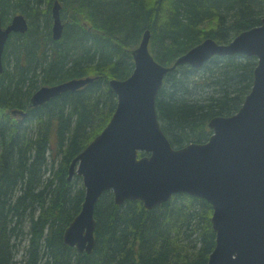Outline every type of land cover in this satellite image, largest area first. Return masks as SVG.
I'll list each match as a JSON object with an SVG mask.
<instances>
[{"label":"trees","instance_id":"obj_1","mask_svg":"<svg viewBox=\"0 0 264 264\" xmlns=\"http://www.w3.org/2000/svg\"><path fill=\"white\" fill-rule=\"evenodd\" d=\"M61 3L63 36L53 41L51 0H0L3 19L19 11L29 22L26 33L8 37L0 73V264H19L15 258L26 239L22 264H206L215 245L212 207L186 193L146 209L139 200L118 205L106 191L94 209L92 251L78 253L66 245L63 232L85 194L80 177L68 179L69 167L114 113L117 98L109 79L132 73L129 50L145 28L151 54L169 66L205 38L224 44L259 25L264 0ZM255 66V57L236 54L214 56L200 69L181 65L168 72L156 112L171 145L207 141L210 119L241 107ZM88 75L94 79L82 88L28 107L30 88Z\"/></svg>","mask_w":264,"mask_h":264},{"label":"water","instance_id":"obj_2","mask_svg":"<svg viewBox=\"0 0 264 264\" xmlns=\"http://www.w3.org/2000/svg\"><path fill=\"white\" fill-rule=\"evenodd\" d=\"M52 15L54 36L59 38L62 25L57 2ZM26 28L21 16L6 29L0 27V73L9 34ZM149 39L146 30L130 51L133 72L125 79H109L117 98L115 111L69 167L68 179L80 177L85 194L79 213L63 233L64 243L78 253L92 251L94 209L106 191L118 205L139 200L146 209L186 193L205 199L212 207L215 245L206 264H264V18L228 44L211 38L201 41L169 66L155 60ZM236 54L258 59L251 90L239 110L211 118L207 141L173 147L156 112L166 74L178 65L196 70L214 56ZM91 81L84 78L41 86L28 107L40 106L62 91L79 89Z\"/></svg>","mask_w":264,"mask_h":264},{"label":"bare ground","instance_id":"obj_3","mask_svg":"<svg viewBox=\"0 0 264 264\" xmlns=\"http://www.w3.org/2000/svg\"><path fill=\"white\" fill-rule=\"evenodd\" d=\"M57 2V4L59 5V20H60V23H61V25H62V31H61V35H60V37L59 38H55V34H54V31H53V28H54V18H53V15H52V13H53V7H54V5H55V3ZM46 8V3H42L41 4V9H45ZM61 8H62V3H61V0H51V4H50V10H49V12H50V17H51V24L49 25L50 26V37H51V39L53 40V41H57V40H59V39H61L62 38V36H63V30H64V25H65V19L64 18H62V16H61ZM69 11V12H68ZM68 13L67 14H69L70 12H71V10L70 9H68ZM6 17H5V19H3L4 17H2V15H1V12H0V27L2 28V29H6L9 25H11L12 24V22H13V19L15 18V17H17V16H21V17H23V19H24V21L26 22V25H27V28H26V30L24 31V32H17V31H12L10 34H9V36L12 38V37H14L15 36V34H24V33H26L27 31H28V28H29V22H28V18L25 16V14H23L22 12H19V11H17V12H10V13H8V14H6L5 15ZM264 18V17H263ZM262 18V19H263ZM69 21H70V19H69ZM262 21V20H261ZM83 25H87L85 22H83ZM148 31L149 32V34H150V36H151V32H150V30L148 29V28H145L144 29V31H143V33L145 32V31ZM143 33H142V35H143ZM234 37H235V35L234 36H232L231 37V39H230V41L229 42H227V43H224V44H228V43H230L233 39H234ZM141 38H142V36H141ZM141 38H140V40H141ZM16 38H13V40H15ZM205 39H207V38H205ZM204 39V40H205ZM212 39V38H211ZM140 40H139V42H140ZM214 40V39H213ZM149 41H150V39H149ZM139 42L134 46V47H132L130 50H129V52L132 50V49H134L135 47H137L138 46V44H139ZM188 51V50H187ZM186 51V52H187ZM185 53V52H184ZM183 53V54H184ZM131 54V53H130ZM182 55V54H181ZM180 56V55H179ZM179 56H177L176 58H175V60L173 61V63L176 61V59L179 57ZM226 56H232V55H226ZM243 56H246V55H243ZM220 57H223V56H220ZM247 57H255V56H247ZM255 59H256V65H257V61H258V59H257V57H255ZM178 66H181V65H178ZM177 66V67H178ZM7 69H9V68H7ZM255 69V68H254ZM3 70H4V67H3ZM2 70V71H3ZM2 73V72H1ZM253 76H254V70H253ZM84 78H92V81H93V79H94V77L93 76H90V75H88V76H85V77H70V78H66L64 81H61V82H58V83H56V84H53V85H58V84H61V83H66V82H69V81H75V80H80V79H84ZM117 79V78H116ZM91 81V82H92ZM90 83V82H89ZM88 84V83H87ZM41 86H44V85H41ZM41 86H39V87H37L36 89H33L32 90V88H30V93H29V95H28V97H31ZM48 86H52V85H48ZM85 86V85H84ZM82 88V87H81ZM80 89V88H79ZM31 90H32V92H31ZM76 90H78V89H76ZM67 91H75V90H66V91H62V92H60L59 94H57V95H55V96H52V97H56V96H58V95H60V94H62V93H64V92H67ZM113 91V90H112ZM250 92V91H249ZM29 100H30V98H29ZM48 102V101H47ZM46 103V102H45ZM66 229V228H65ZM65 231V230H64ZM64 233V232H63ZM16 259V258H15Z\"/></svg>","mask_w":264,"mask_h":264},{"label":"rangeland","instance_id":"obj_4","mask_svg":"<svg viewBox=\"0 0 264 264\" xmlns=\"http://www.w3.org/2000/svg\"><path fill=\"white\" fill-rule=\"evenodd\" d=\"M27 248H28V243H27V239H26L19 246V250H18L17 255H16V260L19 264H22L23 262H25V260H26L25 257L27 255Z\"/></svg>","mask_w":264,"mask_h":264}]
</instances>
